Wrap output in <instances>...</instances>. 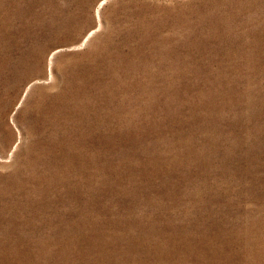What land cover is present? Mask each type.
Instances as JSON below:
<instances>
[{"label": "rangeland", "instance_id": "rangeland-1", "mask_svg": "<svg viewBox=\"0 0 264 264\" xmlns=\"http://www.w3.org/2000/svg\"><path fill=\"white\" fill-rule=\"evenodd\" d=\"M0 264H264V0H0Z\"/></svg>", "mask_w": 264, "mask_h": 264}]
</instances>
